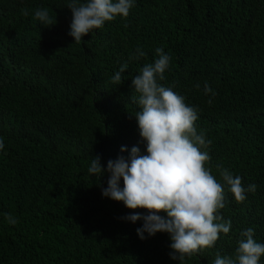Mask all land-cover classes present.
<instances>
[{"label": "trees", "instance_id": "16d2710c", "mask_svg": "<svg viewBox=\"0 0 264 264\" xmlns=\"http://www.w3.org/2000/svg\"><path fill=\"white\" fill-rule=\"evenodd\" d=\"M70 2L0 0V264H180L170 234L142 240L136 230L144 221L126 219L148 210L102 194L109 160L129 157L133 146L147 154L132 79L154 63L157 48L170 57L158 82L198 110L197 132L212 142L202 150L224 186L220 213L231 220L214 247L183 264H214L217 253L235 258L249 227L264 244V0H134L126 18L79 43L69 35ZM37 8L56 23L35 20ZM137 49L146 56L130 58ZM125 62L121 83H112ZM97 155L99 179L88 173ZM217 165L256 192L238 203Z\"/></svg>", "mask_w": 264, "mask_h": 264}, {"label": "clouds", "instance_id": "9594fccd", "mask_svg": "<svg viewBox=\"0 0 264 264\" xmlns=\"http://www.w3.org/2000/svg\"><path fill=\"white\" fill-rule=\"evenodd\" d=\"M134 6V0H71L68 8L73 13L70 25V36L75 43L94 29H100L106 21H113L117 16L127 17ZM27 16V9H22ZM34 19L45 26L56 23L46 8H37ZM158 58L154 63L145 64L140 74L132 79L135 92L139 93L140 110L135 118L140 136L147 142V154H142L139 147L133 146L129 157L123 155L116 160H109L107 171L111 174L108 187L102 188L105 197L122 201L129 209H146L148 215L135 213L126 219L135 223L143 220V226L137 228L143 240L155 236L158 232L170 234L171 259L183 264L186 258L214 247L220 234H228L231 220L225 221L220 210L225 207L224 186L212 174L209 164L211 157L207 149L211 140L205 134H199L196 128L198 110L188 105L185 98L165 87L163 81L165 71L169 67L170 57L163 49L157 48ZM146 56L137 49L138 59ZM128 68L125 62L120 70L111 78L112 83L119 85L121 73ZM199 88V84L196 85ZM205 94L215 95L214 90L204 85ZM209 99L208 103L212 104ZM4 142L0 139V150ZM125 146L121 152H127ZM225 184L238 203H243L246 193H255L256 184L246 189L242 178L233 177L229 170L217 165ZM88 173L98 179L104 174L99 155L92 158ZM123 178V188L120 180ZM164 212L167 218L159 215ZM9 223L17 221L6 215ZM264 257V244L254 239V230L249 227L240 233L235 258L221 256L217 253L214 264H261Z\"/></svg>", "mask_w": 264, "mask_h": 264}]
</instances>
